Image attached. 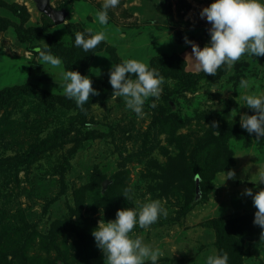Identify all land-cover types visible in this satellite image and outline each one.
<instances>
[{
    "label": "rangeland",
    "instance_id": "1",
    "mask_svg": "<svg viewBox=\"0 0 264 264\" xmlns=\"http://www.w3.org/2000/svg\"><path fill=\"white\" fill-rule=\"evenodd\" d=\"M50 2L68 12L63 24L55 25L36 0H0V90L30 82L64 95L40 50L93 83L109 80L112 65L128 57L153 67V57L178 54L185 65L157 62L163 92L155 107L153 98L145 102L142 117L102 83H95L98 99L92 94L83 108L33 93L0 105V264H107L92 235L99 220L154 198L168 215L133 233L162 251L158 264H205L220 250L229 264H264L256 206L244 192L264 188V138L240 123L255 111L243 96L264 93V55L245 54L216 74L186 59L192 46L185 37L201 47L210 39L200 11L212 0H120L107 24L96 17L103 0ZM85 29L107 39L85 51L74 43ZM241 77L249 78L248 88L240 87ZM224 169L234 177L225 180ZM126 187L132 200L123 195Z\"/></svg>",
    "mask_w": 264,
    "mask_h": 264
},
{
    "label": "clouds",
    "instance_id": "2",
    "mask_svg": "<svg viewBox=\"0 0 264 264\" xmlns=\"http://www.w3.org/2000/svg\"><path fill=\"white\" fill-rule=\"evenodd\" d=\"M120 0H103L96 12L100 24L109 21V9L116 7ZM200 16L210 22L208 29L210 39L203 47L194 40L185 37L191 44L192 51L186 59L195 62L197 68L207 74H216L218 68L233 66L243 55H264V0H212L200 11ZM107 39L104 31L93 32L85 29L75 33L74 43L83 50L95 49ZM45 42V48H47ZM41 64L54 76H59L60 88L63 94L74 99L77 106L83 108L92 94L99 90L93 87V81L87 74L77 69L64 66L63 60L51 51L40 50ZM53 69L56 71L54 72ZM57 81V80H56ZM109 82L113 93L125 101V107L135 112L138 117L145 115V102L151 97V107L156 106L163 92L165 76L155 67L137 58H123L109 69ZM250 80L241 77L240 87L248 88ZM215 90V89H213ZM244 104L255 111L253 114L241 115V127L249 133H255L257 138H264V93L250 92L243 96ZM91 127L90 122H86ZM225 180L234 177V170L225 171ZM264 182V172L260 173L259 181ZM244 192L252 196L256 206L254 223L261 226V239L264 240V188L253 193L251 187ZM123 195L132 200L131 189L125 188ZM168 209L159 198H154L139 204L137 207H123L116 211L114 219H100L93 229L92 235L97 246L106 256L107 264H158L163 255L158 247L144 242L143 238L133 233L135 226L147 228L161 216H167ZM205 264H229L227 251H213L205 258Z\"/></svg>",
    "mask_w": 264,
    "mask_h": 264
},
{
    "label": "trees",
    "instance_id": "3",
    "mask_svg": "<svg viewBox=\"0 0 264 264\" xmlns=\"http://www.w3.org/2000/svg\"><path fill=\"white\" fill-rule=\"evenodd\" d=\"M41 46H36L34 49L36 51H38L39 49H41ZM53 49H55L56 51H58L57 46H55L53 44L52 46ZM92 57H87L86 59V63H84L85 65H89L90 61H91ZM163 60L165 62H169V63H176L179 65L181 70H184V65L185 62L183 60V58H181L178 54H173L171 56L168 55H160V56H155L153 57V67L156 66L157 62ZM80 61V59H76L75 60V64H78ZM218 71H220V73H223L226 71V67L223 65L220 68H218ZM187 75H191L190 73H187ZM95 83H99V84H103L104 87L105 85L110 84L109 80L105 81L103 80L101 77L95 78L94 83H93V87H95L96 89L99 90L98 94H93V96L91 98H97L101 92L100 86L96 85ZM28 93H33L36 97L39 98H43V99H48L50 101L53 102H57L59 104H61L62 106L66 107V108H73V107H78L75 100L74 99H70L68 97H66L65 95H56V94H52L46 90H42L40 88H38L37 86H35L34 84L27 82L24 83L22 85H15V86H8L6 88H4L3 90H0V105L7 103L8 99H10L13 96L19 95V94H28ZM89 98V99H91ZM85 103H89L88 101H86ZM45 143H48V141H46ZM16 162V160H15ZM195 171L197 170L196 168H193Z\"/></svg>",
    "mask_w": 264,
    "mask_h": 264
},
{
    "label": "water",
    "instance_id": "4",
    "mask_svg": "<svg viewBox=\"0 0 264 264\" xmlns=\"http://www.w3.org/2000/svg\"><path fill=\"white\" fill-rule=\"evenodd\" d=\"M38 9L49 16L55 25L63 24L66 21L68 12L66 10H59L52 6L50 0H36ZM199 176L197 177V179ZM107 181L103 182V188L107 186Z\"/></svg>",
    "mask_w": 264,
    "mask_h": 264
}]
</instances>
